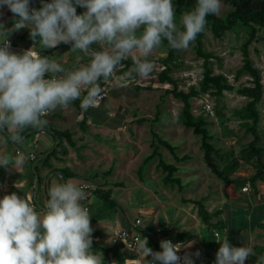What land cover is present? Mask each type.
Listing matches in <instances>:
<instances>
[{
    "label": "clouds",
    "instance_id": "obj_1",
    "mask_svg": "<svg viewBox=\"0 0 264 264\" xmlns=\"http://www.w3.org/2000/svg\"><path fill=\"white\" fill-rule=\"evenodd\" d=\"M39 9L29 8V0H0V6L18 16L11 29L0 22V35L29 28L30 37L43 49L60 43L87 53L98 43L103 50L95 52L90 63L64 73L62 64L42 56L33 47L22 54L12 52L6 39L0 46V131L6 140L21 143V133L28 127L43 129L44 117L58 107L87 95L81 107L87 110L102 98L98 81L112 78L117 86L127 87L135 72L147 78L154 70L149 59L167 40L173 49H186L205 30L206 17L219 16L222 0H197L194 10L181 16L183 30L175 23L173 0H52ZM86 8L77 14L76 6ZM142 30V31H141ZM139 32V34H138ZM131 58L133 68L117 76L122 61ZM47 77V78H46ZM29 157L18 152L14 157L0 155V166L21 168ZM49 199L39 212L30 197L15 192L0 199V264H104L102 253L92 249L90 211L81 204L86 192L73 181L53 183ZM220 247L216 264H244L251 247L232 246L227 233L216 239ZM180 243L162 240V251L148 247V239H137L133 250L137 264H180ZM199 255V253H197ZM151 257V259H148ZM184 264H192L185 256ZM256 264H264V256Z\"/></svg>",
    "mask_w": 264,
    "mask_h": 264
},
{
    "label": "rangeland",
    "instance_id": "obj_2",
    "mask_svg": "<svg viewBox=\"0 0 264 264\" xmlns=\"http://www.w3.org/2000/svg\"><path fill=\"white\" fill-rule=\"evenodd\" d=\"M222 4L220 15L223 16L231 10V6L223 1ZM176 24L181 29V20H178ZM205 33V48L208 51H214V56L210 58L214 73L225 74L234 88L225 90L222 94H217L215 88L201 89L204 57L197 53L196 39L186 49L176 50L175 63L177 64L173 66L171 75L176 78L181 89L189 91L194 85L200 91L192 98L193 112L207 118L208 127L215 133L212 141L216 147H219L222 152H231V157L239 159L240 165L231 175L235 182L227 185L213 172L204 158L201 136L196 134L193 128L186 127L183 122V100L167 92L171 84L158 80L159 72L164 68V58L168 55V44L163 41L149 57L155 67L150 76L144 79L150 80L151 84L141 86L131 81L127 87H124V91L117 94L111 92L101 106L106 108L107 104L112 102L116 110L119 109L123 113V119L130 133L129 141L125 140L129 151L127 150V154H118L120 159L115 162L111 176V179L116 182L115 195L119 198L120 204L130 210L129 218L132 219V216L142 218L144 227L152 223H155V228L160 226L164 216L168 214L179 219L183 216L181 207L184 206L196 213L198 201H203L211 211L223 208L229 213L233 208L240 209L242 210L240 213L233 215V228L229 229L230 232L239 234L240 229L246 226L245 233L248 238H252L251 243L264 244V229L256 224L258 220L264 221V179L258 181L257 193L249 180L256 171L259 159H262L264 163V151L260 157L250 155L252 143L264 148V94L258 104L261 114L257 128L258 135L250 130V119L236 114V111L249 99L240 91V88L245 85H254L252 75L244 70L246 58L244 44L250 37V30L243 25H237L222 37L216 36L209 28L205 29ZM248 50L253 64L261 70L264 85V27L260 28ZM132 68L133 61L128 58L122 61L121 66L116 69V74L118 75L119 72L123 75ZM132 76L138 75L133 72ZM98 83L100 87L107 84L110 90L115 89L117 85L114 79L105 80L103 77ZM154 131H158L161 138L173 143L180 155L188 153L193 156L189 160L178 163L177 175L185 184L184 188H180L177 183H165L166 172L158 167V156L146 164L141 177L139 167L145 155L154 148L151 145L153 141H156ZM110 148L112 149L111 144L101 143L99 149L105 153L106 150L111 151ZM161 150L164 151V158L175 162L167 147L162 145ZM100 159L103 160L101 153ZM104 162L105 165L107 164L106 167L112 165L111 158ZM220 162L223 165L225 161ZM246 184L249 185L250 190H244ZM234 197L240 202H233ZM246 203L247 207L253 208L250 214L247 213ZM176 206L181 207L176 208ZM199 223L202 226L205 224L198 214L197 221L191 219L193 231L198 230ZM217 230L222 233V236L228 231L227 228L224 230L217 228ZM166 232L174 236L169 231ZM151 233H155L158 238H162L165 234ZM201 234L205 244L213 247L214 228L205 226ZM193 245L194 243L187 245L192 254L195 249ZM218 249L216 246V251ZM195 253L197 254V251ZM258 257L256 255V261ZM212 260L216 264V259Z\"/></svg>",
    "mask_w": 264,
    "mask_h": 264
},
{
    "label": "crops",
    "instance_id": "obj_3",
    "mask_svg": "<svg viewBox=\"0 0 264 264\" xmlns=\"http://www.w3.org/2000/svg\"><path fill=\"white\" fill-rule=\"evenodd\" d=\"M50 2L52 1L44 0V3ZM40 7H42L41 0H29L30 9H39ZM76 11L77 14H82L86 11V8L78 5V9H76ZM16 19H18V16H14L7 6H0V22L4 24L5 28L11 29ZM3 36H10L15 39L18 47L10 49L12 52H24L22 49L23 47L27 49L33 47V50L38 52L40 55L48 56L49 59H55L57 62L61 63L65 69V72L57 74L60 76L66 75V73L69 71H74L82 66L88 65L95 52L103 50V46L98 43L91 45L87 53H83L76 49H71V43H60L56 48L43 49L39 42V37H37V41L35 43L31 39L29 28L8 32L3 34ZM120 75L121 74L118 72L117 76ZM134 78L141 79L142 82L147 83V85L145 84L146 86L151 84L150 80L135 76L133 77L132 81H134L137 85L141 84L137 83L136 79ZM124 90V87H119L116 85L115 89H109V95L111 92H115V94H117L118 92H122ZM86 95L87 92L83 91L80 101H82L83 97ZM109 95L104 99L99 100V102L94 106L88 107L87 110H84L76 103L71 102L66 108L58 107L55 111L44 117L53 127L61 130L71 131L72 143H69L67 139L64 140L68 147V153L62 159L51 157L46 162L42 161L43 158H41V156L48 151H52L54 146L58 143V139L54 138L52 132L49 129L43 128L42 130H24L21 133L23 136V141L21 143H13L11 140H7V142H5V133L0 131V155L8 154L14 157L18 153V149H20V153H23L25 156L29 157L25 165L21 168L16 169L12 166L5 168L0 166V199H2L6 194L15 192L20 197H30L33 204L36 205L37 211L39 212L44 208L48 199L50 198V186L53 183H65L71 180L86 192V198L81 202L82 205L89 206L91 217L90 226L93 229L91 236L92 240L94 241L93 243H95L92 245L91 250L94 253H102L104 264H137L136 251L127 247L121 241L114 242L111 240V236L116 229H132L136 227L135 222L138 218H134L133 216L132 219L129 218L130 210L120 204L119 198L115 195L116 188L114 187V184L116 182L111 179L114 166L116 165L115 162L120 159L118 154H127V150L129 151L125 140L129 141L128 139L130 133L128 132V126L123 119V113H121L119 109L116 110L112 102L108 103L106 108L105 106L101 107L103 105L102 103H104V100L108 98ZM155 133L159 134L158 131H154V134ZM155 137L156 141H158L159 139L156 135ZM101 143L111 144V151L106 150L105 153H103L99 149ZM161 146L162 145H160L159 150L163 154L164 151L161 150ZM151 152L152 150L147 154ZM31 153H33V157L31 156ZM100 153L103 155V160L100 159ZM110 158L112 165H109L108 168L106 167L107 164L105 165L104 160ZM35 161H37L36 166L38 165L39 167V172L37 171L39 178L41 176V182L39 181L38 183L36 195V173L33 166ZM61 166L68 167L75 174L66 177L61 170ZM109 171H112V173H109ZM244 182L245 180L243 183ZM178 185L180 188H184L185 184L182 181L181 185ZM97 187L111 188L113 190V196L119 204L116 210L109 211L104 208L102 202L94 193V190ZM234 199L235 200H232L233 202L239 201L236 199V197H234ZM245 206L247 207V203ZM179 207L176 206V208ZM181 208L183 209L182 217L178 219L177 217L170 214L165 215L164 219L162 220V224L156 228L154 227L155 223L144 227L143 220L141 218V223L137 225V229L140 231L141 237L143 238L144 236L148 239V247L154 252L162 251L160 248V242L165 240V238L172 237L174 239H180L184 242L186 256L192 260V264H214L212 259H216V254L218 252L216 251V246L217 248L220 247V243H218L216 239L222 238V233L220 232L219 236H216L215 234L213 247L211 245L205 244V240H203L204 238H202L201 233L206 224L202 226L199 223L198 230H192L193 225L191 224V219L197 221L199 212L196 211V213H193L192 211L185 208V206ZM247 208V213L250 214L253 211V208H250V206ZM241 211L242 210L240 209L235 208L234 210L233 208V210L229 212V216V213H227L224 209L223 218L228 224L227 230L229 231H227V238L232 246L251 247L255 255H250L245 260L244 264H256V255L257 257H260V255L256 252L255 248L257 245L261 244L251 243L252 238H248V235L245 233L246 226L240 229L239 234L231 233L229 230L231 227L233 228V215L236 213L238 214ZM260 221L261 220H258L256 224L258 225ZM158 227H161L162 230L158 231ZM214 230H217V228H214ZM166 231H169V233H172L174 236H171ZM151 232H163L165 234L162 238H158L155 233L152 234ZM189 243H194L193 247H195V249L193 250V254L191 249L189 250L187 246ZM195 251H197L199 255H197ZM148 259H151V257H148Z\"/></svg>",
    "mask_w": 264,
    "mask_h": 264
},
{
    "label": "trees",
    "instance_id": "obj_4",
    "mask_svg": "<svg viewBox=\"0 0 264 264\" xmlns=\"http://www.w3.org/2000/svg\"><path fill=\"white\" fill-rule=\"evenodd\" d=\"M231 6V10L226 15H209L206 17V28H209L216 36L222 37L224 34L232 29L234 26L243 25L250 30V37L244 44V53H245V64L244 70L249 71V73L253 77L254 85H245L240 88L241 92L249 97L247 103L240 109L236 111V114L239 117L248 118L251 120L250 130L254 132V134L258 135V124L261 118V114L259 111L258 104L263 98L264 94V85L262 82L261 70L253 64L252 59L249 56V45L252 43L253 39L257 36L260 28L264 27V0H222ZM174 8H175V23L178 20H181V16L191 10H194L197 4V0H173ZM76 9H78V5H75ZM181 30H183L181 24ZM205 30L199 33L196 37V50L197 53L204 57V77L202 78L201 89L208 90L209 88H215V92L217 94H222L225 90H232L234 88L233 83H231L228 77L223 73H214L213 67L211 66V57L214 56V51H208L205 48ZM168 44L167 40H163ZM177 49H173L168 44V55L164 58V68L159 72V81L166 82L171 84V87L167 89V92L172 93L176 98L183 100V122L186 127L193 128V131L201 136L202 140V148L204 149V158L210 168L213 170L215 174L221 177L227 185L232 184L235 179L231 176L232 173L238 169L240 165L239 159L235 157H231V152H222L219 147H216L214 141H212L215 137V133H213L208 127L207 118L200 114L196 115L193 112L192 98L197 96L200 91L196 86L192 85L189 91H185L181 89L177 83L176 78L171 75V71L173 70V66L176 65L175 59L177 56ZM15 53L22 54L23 51H16ZM76 103L81 108L80 99L72 101ZM71 103V102H70ZM46 129H49L54 138L58 139V143L54 146V149L42 159L43 162L48 161L51 157H55L57 159H62L68 153V147L65 143V139L68 140L69 143H72L71 140V131L69 130H61L53 127L51 124L47 123ZM34 129L28 127L26 130ZM158 141H153V150L151 153L147 154L143 163L139 167V172L141 177L143 176V170L145 165L156 156H159L158 167L162 168L166 175L164 180L166 183H178L181 185L182 179L177 175V171L179 170V164L182 161L189 160L193 158L190 154L180 155L177 152V147L168 140L161 138L159 134H156ZM160 145H165L169 148L171 153L174 156V161H169L163 157L162 152H160ZM250 151L251 156H261L264 151L262 146H257L255 143L251 144ZM43 154V153H41ZM225 161L223 165H221L220 161ZM36 170L39 172L38 165L36 166ZM61 170L64 175L71 176L75 173L70 170L66 166H61ZM264 179V163L262 159H259L257 163L256 171L250 176L249 180L254 188V191L257 193L258 181ZM41 182V176L39 178ZM94 193L98 196L99 200L102 202L104 208L107 210H116L118 207V202L113 196V190L111 188H103L97 187L94 190ZM232 200H235L234 198ZM198 212L202 217L206 226L211 228H220L226 229L228 228L227 222H225L223 218L224 209H217L216 211H211L207 208L203 201H198ZM41 209L40 207H38ZM259 227L264 229V221L258 223ZM92 242H94L92 240ZM95 243H92L94 245ZM256 252L260 256H264V244L257 245L255 248Z\"/></svg>",
    "mask_w": 264,
    "mask_h": 264
},
{
    "label": "built area",
    "instance_id": "obj_5",
    "mask_svg": "<svg viewBox=\"0 0 264 264\" xmlns=\"http://www.w3.org/2000/svg\"><path fill=\"white\" fill-rule=\"evenodd\" d=\"M50 1H52V0H50ZM6 39H8V41L10 42V45H11V48L10 49H12L14 47H18L17 46V43H16V41H15V39L13 37H10V36H5L4 37L3 34L0 35V46L3 45V43H4V41ZM22 49L24 51H27L28 50L25 47H23ZM134 79H136V82L139 83V84H141V85H145V84L147 85V83L142 82V80L139 79V78H134ZM101 88L103 89V93H102V98H99V100H102V99H104L105 97H107L109 95V88H108V85L107 84L103 85ZM18 152H20V149H18ZM31 156L33 157V153H31ZM249 189H250L249 185L246 184L244 186V190H249ZM84 207H86V208L89 209V206L88 205H85ZM140 223H141V218H138L136 220V222H135V226L136 227H134L132 229H128V228L116 229L114 231V233L112 234V236H111V240L114 241V242L121 241L127 247L133 249V246L135 244V241L137 239H142L141 233L137 229V225H139ZM157 230L158 231H161L162 228L161 227H158ZM215 234H216V236H219L220 235V232L218 230H215ZM165 239L171 240L173 244L180 243L182 245L181 250L177 253V255L181 257L180 264H184V258L186 256L184 242L182 240H180V239H174L172 237H167Z\"/></svg>",
    "mask_w": 264,
    "mask_h": 264
},
{
    "label": "water",
    "instance_id": "obj_6",
    "mask_svg": "<svg viewBox=\"0 0 264 264\" xmlns=\"http://www.w3.org/2000/svg\"><path fill=\"white\" fill-rule=\"evenodd\" d=\"M51 151H48L47 153H45V154H43L42 156H41V158H44L46 155H48L49 153H50ZM36 163H37V161H35L34 162V164H33V166H34V171H35V176H36V179H35V195L37 194V188H38V183H39V174H38V172H37V170H36V168H35V166H36ZM81 204H82V202H81Z\"/></svg>",
    "mask_w": 264,
    "mask_h": 264
}]
</instances>
